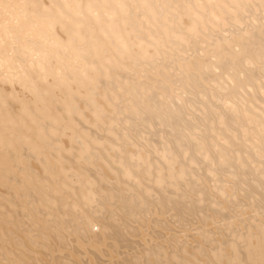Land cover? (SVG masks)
Returning a JSON list of instances; mask_svg holds the SVG:
<instances>
[{"label": "bare ground", "instance_id": "6f19581e", "mask_svg": "<svg viewBox=\"0 0 264 264\" xmlns=\"http://www.w3.org/2000/svg\"><path fill=\"white\" fill-rule=\"evenodd\" d=\"M164 1L0 0V264H264V156L238 149L247 163L232 158L233 172L246 167L261 188L238 177L245 189L233 183L236 194L228 183L236 178L204 181L205 162L189 152L193 135L212 132L205 112L218 124L208 116L218 109L212 94L229 79L243 85L237 64L264 55V38L252 30L264 29V0ZM206 66L220 72L212 91L198 73ZM159 85L194 96L177 108L197 121L193 134L168 138L165 124L174 120L162 114ZM130 104L161 117L140 124L145 113ZM59 144H73L74 154ZM242 193L255 212L247 225L231 200ZM187 213L195 229L184 224ZM67 239L83 251L63 253Z\"/></svg>", "mask_w": 264, "mask_h": 264}, {"label": "rangeland", "instance_id": "374dc122", "mask_svg": "<svg viewBox=\"0 0 264 264\" xmlns=\"http://www.w3.org/2000/svg\"><path fill=\"white\" fill-rule=\"evenodd\" d=\"M167 1H169V0H167ZM164 2H163V5H164ZM18 13L22 14V12H19V11H18ZM231 20H232V22L235 21L234 19H231ZM250 21H252V19H250ZM252 30H257L256 32L262 38H264V29H262L260 27L259 28L258 27H253ZM92 31H93V29H92ZM246 34H250L249 31H247ZM190 49H191V47H190ZM256 52H259V51H256ZM238 53L240 55V52H238ZM256 58L258 59L257 62L247 61L246 60V62L244 64L239 63V64H237L238 66L236 65L237 67L235 66L236 67V71L233 74H234L235 78H237V80L241 79L243 81V85H241V83L240 84L239 83L236 84V83H234V81H231L229 79L228 81H224L222 83L223 87L222 88L220 87L219 91H217V92L215 91L216 93L212 94L214 96V98H215V101L217 102V107H218L217 114H216L217 116L213 112L209 113L208 116H210L212 118L218 117L217 118V121H218L217 122L218 123L217 126H215L214 123L211 124L210 121L208 119H206V117H204L206 115L205 114L206 112H205L203 114V118L205 120L206 127L208 129H211L212 132L201 133L200 135H193V137H191L192 138V143L194 144L193 145L194 149H193V152L192 151H189V152L191 153V155H194V156L198 155L199 156L198 157L199 161L200 162L201 161L205 162V164L207 166V169H208L207 173H205L206 171H204V172L202 171V173H204V174L201 173L202 178H203V175H204V178L206 180H208L207 179L208 177H210V178L211 177H215V179L223 181V183H222L223 185H224V180L225 179L228 182L231 179V177H232V180L234 178H236L235 180L237 181V183H236L235 180H234L235 182L234 181L231 182V180L228 182L229 184L231 183V185L234 186V188H233V186L229 187V189L230 188H231V190L233 189L232 191H234V189L236 191L237 190L236 187H238V189L242 188L241 187L242 182H243L244 185L246 184V188H248V187L250 188L251 186L255 187L257 185V183L253 184V182H252L253 179H255V180L257 179L256 178L257 176H252L251 177V173H247L249 171V169H246V167H245V169L243 168L244 169L243 171H246V173H247L246 175H245V172H243L241 170L242 173H240V171H239L240 176H238L239 174L236 176V174L233 172L234 164L232 162L233 161L232 158H234V159L237 158L239 163H243L242 159H241V156H243V159H245V157L248 158L247 154H248L249 157H250V154H251V156H253V155L260 156V157L264 156V55H261L260 53H256ZM197 60H203V61H205L207 63L211 62V59L208 56H199L197 58ZM117 67L119 69H127L126 67L124 68L123 66H118V64H117ZM199 72L202 73L205 76V78L208 80V83L205 84V89L207 91L215 90V87L221 85V84H215V81H214L215 77H219L220 76V72H219L218 69H216V68L212 69V66L211 67H207L206 66L205 70H200L199 69L198 73ZM227 75L230 76V72H228ZM46 81H48V80L40 81L38 86L41 85V84L47 83ZM159 87H160V89L158 90V93H161L162 95H164V96H162V101L164 102V107L168 111L166 113L164 111H162L163 112L162 114L168 115L167 116L168 117L167 121H168V119L169 120L173 119L174 121H176V123L181 121V122H179V124L181 123L180 127H179V130H177L178 126L173 124L174 121H172V122L169 121V122H167L165 124L167 129L164 130V131L165 132L167 131L166 133H167L168 138L172 137L173 134H175V133L177 135H182L183 134L185 136H187V134H190V133L193 134L192 128H197L196 127L197 121L194 120L195 121L194 122L193 120H190V118L188 119V121L190 123L187 122V121H184V120H187V119H185L184 118L185 116L184 115L182 116L181 112H179L177 110V108L179 106H184V102L187 101V99L190 97L191 93H188L187 91L183 90L182 87L180 88V86L178 87L176 85H175V91L176 92H174V93H172L166 87H162L161 85H159ZM256 89H259L260 98L256 97V91H255ZM191 91L195 92V89H191ZM185 92H187V94ZM153 96H154V94H153ZM172 96L175 97V99H172ZM191 97H194V96L191 95ZM154 98H155V96H154ZM188 106L194 112L196 110H197V112H199L200 108L204 109L203 107H200L198 109L193 104H189ZM128 107L132 111H134V110L137 111V109L134 108V106L131 105V104L128 105ZM157 108H158L157 109L158 113H160L159 112L160 111L159 107H157ZM85 110L87 111V108L86 109H79V111H78L79 115L80 116L82 115V117H85V116H83L84 113H85ZM136 111H134L135 114H136ZM143 112L145 113L144 115L146 116L145 117L146 120H145V118H141L143 114L140 117L138 116V115H140ZM177 113L181 114V116L179 117V115H177ZM47 114L48 113L45 112V115H47ZM137 114L136 115L140 118V120H138V122H140L141 120L144 119L143 121H141L142 123H144L145 121L147 122V118H148V121H149L151 116H152V114H154V115L156 114L155 116L161 117L159 114L157 115V113H155V112H151V114H150L149 112L142 111V112H137ZM190 115H191V113H190ZM138 117H135L133 120L138 119ZM182 117H183V121H182ZM180 118H181V120H180ZM96 120L100 121L99 118L96 119ZM246 121H249V126L248 127H247ZM138 122L137 121H133L134 124H136ZM141 122H140V124H141ZM193 122H194L193 126H190V125H192L191 123H193ZM47 123H49V124L55 123V119L53 117L47 116ZM96 123L98 124V122H96ZM171 123H172V126L175 125L177 128L176 127L174 128V126L171 127ZM183 123H185V125L187 127L185 125L183 126ZM140 124L138 123V124H136V126L135 125L134 126L136 128L138 127L137 129L139 130L141 128ZM167 124H169L170 127L167 126ZM188 126H189V128L192 131H190ZM131 127L133 128L132 124H131ZM184 127H186V128H184ZM180 128H182L183 130L180 129ZM218 128L222 129L223 131L219 132ZM135 129L133 130L134 134L136 132L138 133V130L136 131ZM21 130L25 131L27 133V135L31 133L30 132L31 130L28 128V126H24ZM187 130H189V131H187ZM157 131L160 132L161 130H157ZM177 131H179V133ZM185 131H187L186 132L187 134L185 133ZM10 132H12V131H10ZM166 133H165V135H166ZM168 133L170 135H172V136H169ZM152 135L156 136V134L154 135V133ZM41 136L44 137V134H42ZM155 141H156V139H155ZM238 142L243 144V145L239 144ZM33 144L34 143H32V139L31 138H26L25 143L23 144V147L24 148H28V150H30V148H32ZM238 144L241 145V146L238 147ZM0 146H2V150H5L7 152V146L5 144L4 145H0ZM58 147H59L58 149L62 148L64 151H67L69 154H74L73 153L74 152L73 151L74 150L73 144L72 145L69 144L68 146H64V147L60 146V144H59ZM239 148H241V150L243 149L244 151H246L247 154L244 153L243 151H241V153L242 152L244 153L242 155L240 153V151L238 150ZM35 152L36 153L39 152V149L37 148ZM246 160L247 159L243 160L244 163H247ZM220 162H221V164H220ZM197 165L199 166V162H197ZM213 172H214V175H212ZM241 174L242 175L244 174L245 176H247V178L244 177V179H247L246 181H249L252 178L251 182L249 183L250 185H248L247 183H244V179H243L244 175L241 177ZM205 175H208V177L205 176ZM248 176L251 177V178H249ZM238 177L241 178L242 182L239 180L240 178H238ZM210 178H209V180H210ZM205 179H204V181H206ZM194 180L195 181L199 180V182H200V178H198V177L194 178ZM233 183H235L236 187H235V185ZM239 183H240V185H239ZM204 184H205V182L203 183V185ZM217 184H219V183H215V185H217ZM243 184H242V186H243ZM201 186L202 185L199 186L201 188V190L198 189V188L197 189H198V191L199 190L201 191V192L199 191V193H202V191H203L202 194H204L205 192H207V189H205L204 187H203L204 189H202ZM205 186L207 187L208 185L205 184ZM243 187H244L243 189H245V186H243ZM258 187L261 188V186H258ZM122 188H124V189H122ZM122 188H121V190H125L126 189V191H127V188H125V187H122ZM253 188H250V189H253ZM259 188H256L257 189L256 191H257V194L260 193V195H261V192H258ZM189 189L193 190L192 187H189ZM262 190H263V187H262ZM253 191H255V190L253 189ZM231 193L232 192L230 191V194ZM207 194H208V192H207ZM236 194H237V191H236ZM243 194L245 195V197L249 198L248 197L249 195H247L245 193H242V195ZM242 195H239L240 197L232 195L231 200H235L234 203L236 202V204H237L238 200L239 201H240V199L242 200V201H240V203L238 201L237 206H241L240 208H242L244 210V212H243V210L241 209L244 214L241 213V215L243 217L240 216V218L242 217L241 219L244 220V223H242V224L243 225L244 224L247 225L248 221L250 219L249 216H254L255 212L246 209L245 206L249 205L248 204L249 203V199L246 198V201L248 202L247 203L244 198L242 199V197H244V195L243 196ZM262 195H261V197L263 198L264 197V193ZM130 196H132V195L130 194ZM263 200L264 199L261 200L262 203H259V202H261L260 200L258 201V205L259 206H262V204H264ZM201 201H203V197H202ZM31 203L33 205L29 209L36 210V205H34L35 203L33 202V200H31ZM207 203L211 204L212 202L210 200V203H209V201ZM243 203H247V204L242 205ZM179 204H181V203H179ZM184 205L182 204L180 206H184ZM113 208H115V207L113 206ZM199 210L200 209L198 208L197 211H199ZM233 212L234 211H232V213L230 211H228L227 213L233 214ZM227 213H226V215H227ZM190 215H189V213H187L186 216H187V219H189V217H190L192 219V222L190 221V219L189 220H185L186 216H184V220H183L184 222H187V223H184V224H188L189 227H191L192 226L191 224L197 219V217L196 218L192 217L194 215H192V216H190ZM226 215H224V216H226ZM245 216H247L248 219ZM226 217H228V216H226ZM174 220H172L173 224H175ZM183 221H180V222H183ZM218 221H220V220H218ZM175 222L178 223V221H175ZM239 222H241V220ZM189 223H191V224H189ZM94 224H96V223H94ZM179 224H180L179 226H183L182 225L183 223H179ZM177 226H178V224H177ZM186 227L187 226L185 225L184 229ZM189 227H187V228L188 229H192L193 226L191 228H189ZM172 228H173V225H172ZM182 229L183 228H179L178 229L179 231L181 230L180 233H182L184 231ZM188 229H186V231L189 232ZM193 229H195V228L193 227ZM218 229H219L218 232L220 233L222 228L221 229L218 228ZM92 230L96 231L97 230V225H92ZM186 231H184V232L187 233ZM215 231L217 233V230H215ZM223 235H224V233H223ZM69 240L70 239L65 240L66 242H64L62 244L63 253L67 254V253H69L70 251H73V250H75L77 252H82L83 251L81 248L76 246V242L73 243V242H70ZM53 248H55V247H53ZM24 257H25V255H24Z\"/></svg>", "mask_w": 264, "mask_h": 264}]
</instances>
